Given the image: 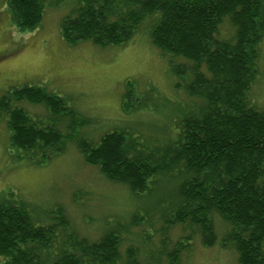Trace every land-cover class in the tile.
<instances>
[{"label":"trees","instance_id":"obj_1","mask_svg":"<svg viewBox=\"0 0 264 264\" xmlns=\"http://www.w3.org/2000/svg\"><path fill=\"white\" fill-rule=\"evenodd\" d=\"M5 1L15 28L33 32L46 2L66 0ZM70 1L73 8L60 23L68 45L90 41L100 47L124 46L145 30L162 53L190 61L172 71L190 72L186 92L201 102L177 126L172 141L167 135L166 144L151 147L125 128L104 133L96 142L78 139V129L88 119L66 99L39 85L13 87L0 97V119L14 157L42 164L70 141L86 165L97 168L108 182L127 185L136 196L151 194L162 179L177 182L175 204L164 225H179L188 234L186 241L196 234L209 246L216 240L214 217L220 218L228 225L222 244L233 245L238 264H264V109L251 105L247 95L264 41V0ZM224 19L235 31L229 41L217 37ZM126 86L124 112L134 94L130 81ZM24 105L40 106L46 115L30 114ZM14 192H0V264H116L120 229L107 228L89 241L71 228L61 206L50 210L45 216L50 221L44 223ZM144 211L131 217L133 226L142 218L146 225ZM165 236L163 232V243ZM185 247L179 244L168 254L169 264H178Z\"/></svg>","mask_w":264,"mask_h":264},{"label":"rangeland","instance_id":"obj_2","mask_svg":"<svg viewBox=\"0 0 264 264\" xmlns=\"http://www.w3.org/2000/svg\"><path fill=\"white\" fill-rule=\"evenodd\" d=\"M49 3H45L40 26L33 32H20L11 22L6 1L0 0V97L20 85H39L54 92L88 119L78 129V139L96 142L104 133L125 128L151 147L166 144L167 135L168 142L172 141L179 132L177 126L201 102L186 92L190 72L172 71L175 65L189 66L190 61L162 53L145 30L124 46L100 47L90 41L68 45L61 37L60 23L73 2ZM234 32L224 19L217 37L229 41ZM259 49L258 74L247 95L251 105L263 110L264 41ZM201 71L206 73V68L202 66ZM127 81L133 84L134 94L130 109L124 112L121 103ZM24 108L30 114L46 115L37 105ZM8 144L6 123L0 119V192L16 191V197L37 210L44 223L50 221L45 218L50 210L61 206L71 228L89 241L97 240L107 228L120 229L116 264H169L168 254L179 244L186 247L180 251L178 264H238L233 245L222 244L227 227L219 218L214 217L216 240L209 246L198 235L186 241L188 234L179 225L163 224L175 204L177 182L162 179L150 189L151 194L136 196L127 185L108 182L97 168L86 165L73 142L67 141L62 153L42 164L14 157ZM144 209L146 225L141 217L133 226L131 217H140Z\"/></svg>","mask_w":264,"mask_h":264},{"label":"bare ground","instance_id":"obj_3","mask_svg":"<svg viewBox=\"0 0 264 264\" xmlns=\"http://www.w3.org/2000/svg\"><path fill=\"white\" fill-rule=\"evenodd\" d=\"M114 130H115V129H114ZM111 131H113V130H111ZM111 131H109V132H111ZM219 219H220V218H219ZM221 221H222V220H221ZM222 222H223V221H222ZM223 223H224V222H223ZM224 224H225V227H227V228H228V225H227L226 223H224ZM194 235H196V234H194ZM194 235H191V237L193 238V237H194ZM192 238H191V239H192ZM199 238H200V237H199ZM229 245H230V244H229ZM229 245H228V246H229Z\"/></svg>","mask_w":264,"mask_h":264}]
</instances>
